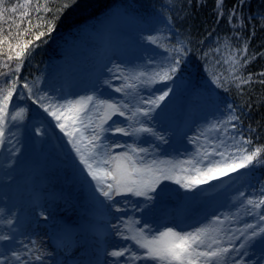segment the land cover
Segmentation results:
<instances>
[{"label": "snow or ice", "instance_id": "1", "mask_svg": "<svg viewBox=\"0 0 264 264\" xmlns=\"http://www.w3.org/2000/svg\"><path fill=\"white\" fill-rule=\"evenodd\" d=\"M246 2L236 0V4L227 9L226 0H215L216 22L226 19L229 25L236 28L239 9ZM76 3L77 0H0V150L4 149L6 140L11 143L6 133L11 131L14 122L25 111L15 110L16 101L31 100L38 110L42 109L55 121V127L68 138L87 176L95 182L94 190L107 201L106 206L116 212L122 211L118 206V197L133 196L154 201L166 195L164 181H172L182 189L195 193L203 185L222 177L243 174L241 170L264 167V143H255L251 134L245 135L240 126L243 124V113L232 104L226 106L228 115L215 126L224 133L225 138L215 144L205 141L193 159L148 162L143 158L148 152L146 148L109 140L110 134L131 138L148 133L167 142L154 128L145 126V122L173 93L177 74L181 72V62L189 51L183 41H177L170 49H165L173 53L166 62L126 77L125 83L115 88L124 97L131 96V100L87 95L57 103L55 98L40 90L34 92V84L30 86L20 76L21 70L41 43H46V38L56 31L57 22L64 13ZM148 41L157 44V39L152 36L148 37ZM249 44L250 40L243 37L235 45V51L225 44L228 55L223 60L218 56L217 61L229 65L226 71L230 75L214 72L213 83L217 87L227 91L225 83L234 84L243 94V85L264 86V71L251 74L245 71L257 57V53L250 51ZM214 51L219 52L220 49ZM259 55L264 57V53ZM129 80L135 82L129 83ZM154 84L163 85L162 89L157 90L159 95L144 97L135 91L141 85ZM34 131L37 135L44 134L40 127ZM255 131L251 125L248 126V133ZM117 149L122 151L117 152ZM246 204L249 206L248 214L255 223L248 222L238 228L224 227L226 222L238 221H230L229 217L222 220L220 216H216L207 226L192 231H178L169 227L152 232L146 231L143 226L138 229L128 227L125 231L121 225L113 224L115 234L125 241H131L140 251H135L128 244L111 250L107 253L112 258L110 264H129L130 261H141L142 264H248L246 256L252 248L259 245L264 251V188L255 198H247ZM148 206L145 204L146 208ZM2 223L12 228L15 220L7 219ZM12 240L10 233H0V241ZM35 243L32 241L33 248L25 245L23 254L13 249L10 258L0 253L4 257L0 259V264H5V260L8 264L43 262L45 253L34 247Z\"/></svg>", "mask_w": 264, "mask_h": 264}, {"label": "rangeland", "instance_id": "2", "mask_svg": "<svg viewBox=\"0 0 264 264\" xmlns=\"http://www.w3.org/2000/svg\"><path fill=\"white\" fill-rule=\"evenodd\" d=\"M93 53L85 69L58 65L49 80L41 84L42 92L55 98L57 103L87 95L131 100V96L124 97L115 88L121 87L126 77L142 71L144 59L117 32L103 31ZM162 87L154 84L146 89L141 85L135 91L150 97L159 95L157 90ZM173 88V93L162 102V108L156 109L145 122L166 143L148 133L131 138L110 134L109 140L146 148L148 152L143 158L148 162H179L193 159L205 141L215 144L225 138L215 127L218 121H223L224 113L196 95L185 93L180 82H175ZM50 125L55 126V121L42 111L32 121L29 134L20 132L16 137H9L11 143L6 140L0 166V233H10L13 240L0 241V253L9 258L13 249L23 254L25 245L33 248L32 241H35L34 247L45 253V259L34 264H110L112 258L107 253L111 250L128 244L140 251L131 241L117 236L113 224L121 225L125 231L128 227L143 226L146 231L155 232L169 227L192 231L207 226L216 216L238 221L226 222L224 227L255 223L246 204L250 197L247 179L239 173L203 185L195 193L172 181H164L166 195L154 201L118 197L122 211L110 210L107 201L94 190L95 182L87 176L68 138L63 133L56 135ZM37 127L43 129V135L35 133ZM145 204L149 206L146 208ZM7 219L15 220L12 228L2 223ZM246 259L248 264H264V251L257 245L247 253Z\"/></svg>", "mask_w": 264, "mask_h": 264}, {"label": "trees", "instance_id": "3", "mask_svg": "<svg viewBox=\"0 0 264 264\" xmlns=\"http://www.w3.org/2000/svg\"><path fill=\"white\" fill-rule=\"evenodd\" d=\"M235 4L236 0H226L225 7L231 9ZM214 7L215 0H77L57 22L56 31L46 38L47 42L41 43L31 60L26 62L20 76L30 86L34 84L35 92L42 91L41 84L49 80L58 65L85 69L88 59L94 56L93 51L99 46L103 31L117 32L126 38L132 51L145 61L142 71L166 62L173 53L165 49L183 41L189 51L181 62L176 82H180L185 93L213 104L215 109L224 113V118L228 115V104L240 109L243 113L240 126L245 135L251 134L255 143H264V86L243 85L245 91L242 94L234 84L225 83L228 89L225 91L213 83L214 72L230 75L226 71L229 65L219 63L217 57L221 60L227 57L225 44L235 51L241 37L250 40V51L257 53L246 73L264 71V57L259 55L264 53V0H247L239 9L236 28L226 19L217 23ZM149 36L156 38L157 44L149 43ZM216 48L220 51L215 52ZM150 86L144 85V88ZM21 109L25 111L6 136L16 137L20 132L29 134L32 121L42 114V109L38 110L27 99L16 101L15 110ZM249 125L256 131L248 133ZM50 127L56 135L62 133L54 125ZM3 154L4 149L0 150V166L4 161ZM241 173L247 179L250 197L255 198L264 188V167L241 170Z\"/></svg>", "mask_w": 264, "mask_h": 264}]
</instances>
